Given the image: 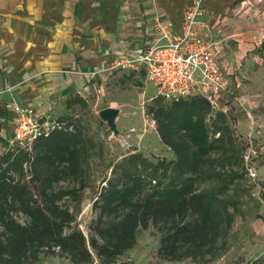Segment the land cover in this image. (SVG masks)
<instances>
[{"label": "trees", "instance_id": "trees-1", "mask_svg": "<svg viewBox=\"0 0 264 264\" xmlns=\"http://www.w3.org/2000/svg\"><path fill=\"white\" fill-rule=\"evenodd\" d=\"M182 106L164 113V121L155 116L160 140L176 158L123 157L92 201L87 234L74 225L89 148L82 126L56 118L28 146H8L0 153V264H35L41 255L73 264H118L139 229L155 231L161 260L214 261L237 210L227 189L241 174L225 179L211 172L209 161H198L215 147L202 120L208 103L199 98ZM206 180L217 184L202 188ZM224 264H264V255H238Z\"/></svg>", "mask_w": 264, "mask_h": 264}, {"label": "crops", "instance_id": "crops-1", "mask_svg": "<svg viewBox=\"0 0 264 264\" xmlns=\"http://www.w3.org/2000/svg\"><path fill=\"white\" fill-rule=\"evenodd\" d=\"M193 1L0 0V89L11 88L0 94L1 139L9 140L13 130L14 115L4 107L11 100L39 115L78 123L71 116L74 107L122 72L108 69L112 60L151 40L155 20L172 21L179 30ZM199 1V29L221 66L264 45V0Z\"/></svg>", "mask_w": 264, "mask_h": 264}, {"label": "rangeland", "instance_id": "rangeland-1", "mask_svg": "<svg viewBox=\"0 0 264 264\" xmlns=\"http://www.w3.org/2000/svg\"><path fill=\"white\" fill-rule=\"evenodd\" d=\"M260 5L264 14V1ZM260 20L264 26V20ZM220 67L224 74L227 73V79L229 77V90L218 107L212 108L207 102V112L202 114L208 141L216 140L215 147L197 159L204 166L209 161L211 172L221 174L225 179L232 174L241 176L235 178L227 189L237 210L225 249L210 264H224L238 255H264V45L255 46L238 63ZM119 71L116 77L102 83L99 93L76 105L71 115L82 126L89 144L88 155L83 163L86 185L81 191L80 211L74 224L85 234L93 216L92 201L104 181L115 174V166L123 157L133 153H139L154 162L175 159L172 149L160 140L157 119L162 116L164 121V113L180 112V108H184L182 105H188L192 99H203L198 96L176 101L152 98L156 88L146 80L144 72ZM157 104L161 108L155 115L153 109ZM106 107L119 110L115 121L116 135L99 116V111ZM121 135H128V147H122L117 141V136ZM8 146L6 137L0 141V153ZM201 183L202 188H210L217 181L206 180ZM157 245L158 236L153 229H139L135 245L117 263L199 264L189 259L161 260L156 256ZM35 264L73 263L61 256L41 255ZM92 264L100 263L95 260Z\"/></svg>", "mask_w": 264, "mask_h": 264}, {"label": "built area", "instance_id": "built-area-1", "mask_svg": "<svg viewBox=\"0 0 264 264\" xmlns=\"http://www.w3.org/2000/svg\"><path fill=\"white\" fill-rule=\"evenodd\" d=\"M202 14L203 7L195 0L185 9L179 30L172 21L155 20L153 38L116 57L108 69L143 70L146 80L156 88L152 98L176 101L198 96L212 108L218 107L229 83L215 57L213 44L199 29L198 17ZM10 89H0V94ZM4 107L14 115L9 146H28L37 135L54 125V119L14 100L5 102ZM117 137L122 147L130 145L128 135Z\"/></svg>", "mask_w": 264, "mask_h": 264}, {"label": "water", "instance_id": "water-1", "mask_svg": "<svg viewBox=\"0 0 264 264\" xmlns=\"http://www.w3.org/2000/svg\"><path fill=\"white\" fill-rule=\"evenodd\" d=\"M118 113L119 110L117 108L111 107H106L99 111L100 118L107 122L114 135H116L118 132L115 123Z\"/></svg>", "mask_w": 264, "mask_h": 264}]
</instances>
